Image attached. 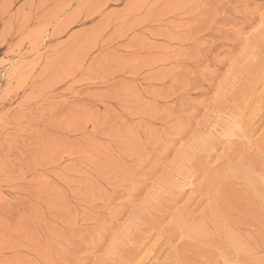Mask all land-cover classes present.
Returning a JSON list of instances; mask_svg holds the SVG:
<instances>
[{
    "label": "rangeland",
    "instance_id": "374dc122",
    "mask_svg": "<svg viewBox=\"0 0 264 264\" xmlns=\"http://www.w3.org/2000/svg\"><path fill=\"white\" fill-rule=\"evenodd\" d=\"M0 264H264V0H0Z\"/></svg>",
    "mask_w": 264,
    "mask_h": 264
}]
</instances>
